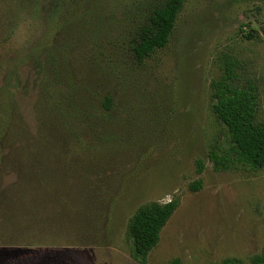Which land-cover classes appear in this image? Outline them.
I'll return each mask as SVG.
<instances>
[{
	"label": "rangeland",
	"instance_id": "rangeland-1",
	"mask_svg": "<svg viewBox=\"0 0 264 264\" xmlns=\"http://www.w3.org/2000/svg\"><path fill=\"white\" fill-rule=\"evenodd\" d=\"M96 1L103 10L104 0ZM159 1L109 0L117 7V24L125 27L124 44L134 25L142 23ZM85 3L78 0L74 6L50 15L51 0H44L41 17H23L8 44L0 48V57L20 56L34 40L47 44L53 35L61 34L67 21L75 25L74 32L79 35L80 26L92 35L95 14L90 10L92 18L84 15ZM109 13L103 14L109 17ZM263 28L264 0H185L167 46L137 65L125 47H113L115 28L98 24L97 39L93 37L98 42L90 43L103 46V53L123 71L117 81L106 84L114 98L111 122L106 130H91L90 139L86 138L94 146L96 135L112 140L111 145H102L112 168L106 173L112 176L104 181L103 188L111 197L96 228V240L89 246H77L69 237L76 236L73 231L57 225L51 231L36 228L45 241L56 237V242L45 248L0 242V264H140L132 254L128 221L142 205L171 200H177L178 207L145 264H216L229 258L252 264L250 259L264 249V167L251 170L236 164L223 171L213 169L207 155L218 148L226 149L228 138L213 115L210 83L219 76L223 56L237 59L239 84L250 83L257 88L255 118L264 124ZM249 32L254 38L247 40L244 36ZM20 77L21 81L28 78L26 73ZM32 94L20 100L21 113L29 124ZM196 160L203 164L201 172ZM8 176L2 182L6 187L15 181L14 176ZM198 179L201 190L190 191L189 185ZM7 191L15 195L12 189ZM8 203L13 204L5 198L0 201L3 206ZM2 217L0 214V237L9 238L11 230L1 228L6 223ZM62 231L65 235L60 236ZM38 235L39 240L42 236Z\"/></svg>",
	"mask_w": 264,
	"mask_h": 264
},
{
	"label": "trees",
	"instance_id": "trees-1",
	"mask_svg": "<svg viewBox=\"0 0 264 264\" xmlns=\"http://www.w3.org/2000/svg\"><path fill=\"white\" fill-rule=\"evenodd\" d=\"M43 1L0 0V48L8 44L23 17H41L45 11ZM89 2L90 5L86 0L84 15L92 18L90 10L95 14L92 35L90 30H84L85 26H80L79 35L74 32L75 25L67 21L61 34L53 35L47 44L42 39L34 40L20 56L0 57V201L5 198L13 203L0 204V210H4L0 214L6 222L1 228L11 230L9 238L0 237L2 245L45 248L57 239L47 237L49 240L45 241L37 230L51 231L55 225L75 232L76 236L69 237L77 246H89L96 240V228L111 197L107 188H103L104 181L112 176L106 173L112 168L102 145L109 146L112 140L96 135L101 145L94 146L86 138L90 139L91 130H106L111 122L114 98L106 84L117 81L123 68L103 53V46H93L90 41L98 42L93 38L97 37L98 24H108L110 30L115 28L113 47H125L133 63L142 65L167 46L185 0L157 2L145 20L134 25L125 44L122 40L125 27L117 24L114 3L104 0L102 10L96 0ZM77 3L78 0H51L48 12L56 15L61 8ZM104 12H110L109 17ZM77 15L82 18V14ZM261 31L264 35V28ZM244 37L252 39L254 33H246ZM105 58L109 61H104ZM239 66L237 59L223 56L219 76L210 83L213 115L224 126L228 138L226 149L218 148L207 155L215 171L236 164L251 170L264 167V124L255 118L258 91L253 84H239L236 73ZM22 73L27 74L26 80L21 81ZM30 92L34 102L29 124L21 113L20 100ZM196 165L201 172V160H196ZM7 175L15 177L8 187L2 183ZM7 188L15 191V195ZM188 188L192 192L201 190L202 183L195 180ZM177 207V200L164 204L150 202L138 207L129 219L127 233L132 241V254L140 264L146 263L148 253L156 247L162 228ZM37 234L42 236L39 240ZM250 262L263 264L264 249ZM216 264L242 262L229 258Z\"/></svg>",
	"mask_w": 264,
	"mask_h": 264
}]
</instances>
